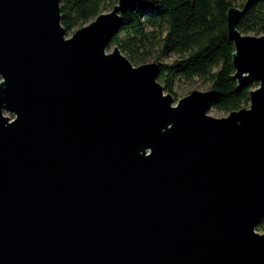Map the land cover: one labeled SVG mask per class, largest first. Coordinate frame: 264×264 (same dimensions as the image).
<instances>
[{
	"label": "water",
	"instance_id": "water-1",
	"mask_svg": "<svg viewBox=\"0 0 264 264\" xmlns=\"http://www.w3.org/2000/svg\"><path fill=\"white\" fill-rule=\"evenodd\" d=\"M227 13L250 106L209 115L108 53L118 0L71 37L61 0H0V264H264V35Z\"/></svg>",
	"mask_w": 264,
	"mask_h": 264
},
{
	"label": "trees",
	"instance_id": "trees-1",
	"mask_svg": "<svg viewBox=\"0 0 264 264\" xmlns=\"http://www.w3.org/2000/svg\"><path fill=\"white\" fill-rule=\"evenodd\" d=\"M241 0H139L123 15L118 33L108 50L119 47L137 65L159 51L160 57L179 55L159 64V83L174 92L176 77H200L211 83L213 109L233 112L250 106V93L259 85L238 89L234 80V43L229 39L227 13L243 8ZM118 0H61L62 25L67 32L82 28L100 14L110 12ZM244 35H264V0L252 5L238 26ZM264 232V218L258 228Z\"/></svg>",
	"mask_w": 264,
	"mask_h": 264
},
{
	"label": "rangeland",
	"instance_id": "rangeland-1",
	"mask_svg": "<svg viewBox=\"0 0 264 264\" xmlns=\"http://www.w3.org/2000/svg\"><path fill=\"white\" fill-rule=\"evenodd\" d=\"M245 2H246V0H241L238 4L242 5ZM78 29H80V28H78ZM78 29H74L70 32H67V37H71ZM113 50H114V48L111 50H108L107 52L112 53ZM123 55L127 59H129L125 54H123ZM179 58H180V56L176 55V54H173L170 56H165V57H160L159 51H156L152 57L147 58L145 60H141V62L137 65H134L132 62L131 63L135 67H139V66H142L145 64H151V63L169 64V63H172L173 61H175ZM173 90H174V92L172 93V95L175 98L174 107H177L176 104L179 102V100L189 96L194 91H200V92L210 91L211 90V83L208 80H206L204 78H200V77H194L192 79H185L184 77H176ZM230 113L231 112L220 111V110L213 109V108L209 111V115L212 117H215V118H227L230 115ZM258 232H260L261 234H264V232H262V231H258Z\"/></svg>",
	"mask_w": 264,
	"mask_h": 264
}]
</instances>
